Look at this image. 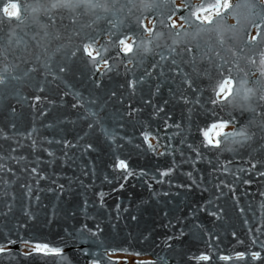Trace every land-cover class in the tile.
I'll return each instance as SVG.
<instances>
[{"label": "water", "instance_id": "95a60500", "mask_svg": "<svg viewBox=\"0 0 264 264\" xmlns=\"http://www.w3.org/2000/svg\"><path fill=\"white\" fill-rule=\"evenodd\" d=\"M175 1L0 0V264H264V28L245 44L264 0L211 23L185 4L215 0ZM237 16L247 30L228 27ZM229 72L241 96L213 105ZM224 120L251 139L206 146L200 129Z\"/></svg>", "mask_w": 264, "mask_h": 264}, {"label": "snow or ice", "instance_id": "6c2138e0", "mask_svg": "<svg viewBox=\"0 0 264 264\" xmlns=\"http://www.w3.org/2000/svg\"><path fill=\"white\" fill-rule=\"evenodd\" d=\"M222 4V0H215L214 3H209L207 4V6L205 7L204 5H200V6H193L190 3H186L185 4V8L191 10L190 11V16L191 17H196L199 18V14L201 12H206L212 9L216 10V17L217 18H221L222 17V13L219 11V8L221 7ZM195 7V10H193V8ZM224 7V14H226L227 10L230 9V4H223ZM239 7V6H237ZM258 9H260L258 11ZM181 9H177L175 11H180ZM249 12L252 16V21H250L249 23L255 22V27L257 29L256 35L252 36L250 40L245 41V44L247 45H254L256 42L261 41L262 37H261V28H264V19H261V17H264V6H260V5H256L255 3H252L250 8H249ZM183 19V17H182ZM209 23H211V21H208ZM231 29H237L240 28L241 32L247 30L246 27H242L241 26V20L240 17L237 16V23L235 25H231L228 26ZM253 64H255V61H252ZM260 64L262 66H264V58H262L260 60ZM232 75L231 72H229V75L225 78H223L222 80H220L218 82V84L216 85V96L218 99H213L211 102L213 105L219 103V99L223 98L225 101L227 100V98L229 96H231L232 94V90H233V81L230 78ZM261 75H264V71L261 72ZM191 81H189V87H191ZM249 93L251 94V90H249ZM231 123L230 120H224L222 122L219 123H211V125L207 128H203L200 129L201 135L204 138V140L206 141V146H212V147H218L222 141H227L230 137H240L242 140H248L251 139L250 136L247 135L246 131L244 129H241L240 131H225V129L227 128L228 124ZM152 133L150 131H146L142 133L143 139L145 141V143H148V138ZM91 147V146H89ZM149 148H152L153 146L149 143L148 144ZM165 153H161L160 155H164ZM199 155V154H198ZM115 170H120L126 174L122 175V180L123 181H127L129 178H131L134 173L129 170L128 167V162L125 159H120L117 158L115 165L113 166ZM253 168L256 167V165H252ZM37 169L33 168L32 172H36ZM170 171V170H169ZM169 171H162L159 173V175L161 177H166L169 175ZM145 173L141 172L140 175H144ZM189 175H191V173H189ZM260 175L264 176V172L260 173ZM155 178V177H153ZM41 179H43V177H41ZM160 183H163V180L159 181ZM247 182V181H246ZM152 185L149 184V187H151ZM61 188H63V186H60ZM124 187V184L121 183L120 184V188L122 189ZM101 196H103V193H101ZM119 207V205L117 206ZM214 214V213H213ZM133 220L136 219V217H132ZM172 237H169V240H171ZM10 243H16V241H10ZM253 243L255 244L256 241L255 239L253 240ZM264 247V246H262ZM7 251V248L5 245H0V254L5 253ZM33 251L35 252H44V253H59L61 251V249L59 248H49V246L47 244H36L35 248L33 249ZM25 255H27L28 253H24ZM253 259L254 260H260L264 257H262L261 252H255L254 254H252ZM246 258V254L244 253H240L237 254V256L235 257V259H239V260H243ZM193 259H195L197 262L199 261H209L210 260V255L208 254H203L201 253L198 256L193 257ZM221 259H232L231 257H221ZM141 264H147V262H141Z\"/></svg>", "mask_w": 264, "mask_h": 264}, {"label": "bare ground", "instance_id": "6f19581e", "mask_svg": "<svg viewBox=\"0 0 264 264\" xmlns=\"http://www.w3.org/2000/svg\"><path fill=\"white\" fill-rule=\"evenodd\" d=\"M175 3L176 4H178V5H180L181 4V2H180V0H176L175 1ZM212 3V2H211ZM0 4H1V2H0ZM138 4V3H137ZM1 6V5H0ZM138 11H139V9H137ZM1 11V10H0ZM126 16V15H125ZM128 17V16H127ZM173 18H172V20H176L177 19V17H176V15H174V16H172ZM128 20V19H127ZM180 20V19H179ZM230 21L232 22V19H230ZM144 23H145V25H146V27L147 28H150L151 27V25H152V20L151 19H149V18H145L144 19ZM175 23H176V21H175ZM8 31V30H7ZM178 33H180V32H178ZM252 35H253V32L250 34V37L249 38H251L252 37ZM124 41H128V40H124ZM124 41H122V42H124ZM177 42V41H176ZM180 43V42H179ZM88 48H89V46H88ZM120 48H121V46H120ZM122 50V49H121ZM95 52V51H94ZM103 66H104V63L101 61L98 65H97V68L100 70L101 68H103ZM129 93V92H128ZM126 94V93H125ZM131 101V100H130ZM135 102V101H134ZM129 103H131V102H129ZM134 104V103H133ZM245 105V104H244ZM245 108H246V110L248 111L247 113L248 114H250L251 113V109H250V107L249 106H247V105H245ZM253 113V112H252ZM249 119V118H248ZM250 119H252V118H250ZM254 124V123H253ZM255 125V124H254ZM256 126H257V124H256ZM228 129L227 130H229V129H231V125H229L228 124ZM260 127H261V125H260ZM257 128V127H256ZM255 128V129H256ZM254 130V129H253ZM257 135L260 137L259 139H261L262 141H263V139H264V127L262 128V129H260L259 131H258V133H257ZM151 137H149L148 138V141H149V139H150ZM151 140V139H150ZM256 140V139H255ZM254 140V141H255ZM116 256H120L121 257V254H115Z\"/></svg>", "mask_w": 264, "mask_h": 264}, {"label": "rangeland", "instance_id": "374dc122", "mask_svg": "<svg viewBox=\"0 0 264 264\" xmlns=\"http://www.w3.org/2000/svg\"><path fill=\"white\" fill-rule=\"evenodd\" d=\"M229 1L230 0H228V3H229ZM233 2L234 1H232V3H231V5L233 4ZM225 3H226V0H225ZM181 4H182V2H181ZM230 5V6H231ZM231 8V7H230ZM211 11H213V9L212 10H209V11H206V12H204V14H207L208 12H211ZM10 12L11 13H13V7H10ZM200 14H202V13H200ZM212 13H210V15H211ZM202 18H204V19H206V18H208V15H206V16H204V17H202ZM176 21V23H174V22H172V19H171V23H172V25H174L175 27H177L180 23H182V21L181 20H179V19H176L175 20ZM233 22V21H232ZM185 23V22H184ZM185 26H187V23H185ZM147 35H148V33H147ZM253 36V35H252ZM126 40H128V41H130V37H128V39H126ZM188 45V44H187ZM122 47L123 48H126V44L125 43H122ZM186 47V46H185ZM89 48H90V50L92 49L90 46H89ZM93 50V49H92ZM91 50V51H92ZM95 51V50H94ZM263 51V50H262ZM95 53H96V51H95ZM94 53V54H95ZM210 71H212V73H211V76L214 78V79H217L218 77H219V73H221L219 70H218V72H216V69H212V70H210ZM235 93H237L239 96H240V93L239 92H234V93H232L231 95L232 96H234V94ZM234 100V99H233ZM230 101H231V99H230ZM236 102V101H235ZM236 110V109H235ZM242 112H245V110H244V108H242ZM244 115H247V113L246 114H244ZM241 117V116H240ZM226 129H228V127L226 128ZM255 142V141H254ZM262 145V144H261ZM97 149V148H96ZM94 151H95V149H94ZM51 213V212H50ZM44 218H46V217H44ZM42 219V218H41ZM42 222H44V220L42 221ZM55 224V223H54ZM44 226V225H43Z\"/></svg>", "mask_w": 264, "mask_h": 264}, {"label": "flooded vegetation", "instance_id": "af4514ba", "mask_svg": "<svg viewBox=\"0 0 264 264\" xmlns=\"http://www.w3.org/2000/svg\"><path fill=\"white\" fill-rule=\"evenodd\" d=\"M92 53H93V54L95 53V52H94V50H93V52H92Z\"/></svg>", "mask_w": 264, "mask_h": 264}]
</instances>
